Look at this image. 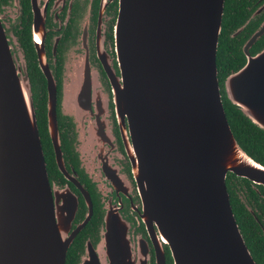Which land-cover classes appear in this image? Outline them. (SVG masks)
Listing matches in <instances>:
<instances>
[{"label":"water","instance_id":"95a60500","mask_svg":"<svg viewBox=\"0 0 264 264\" xmlns=\"http://www.w3.org/2000/svg\"><path fill=\"white\" fill-rule=\"evenodd\" d=\"M224 1L118 0L119 74L113 58L100 54L111 90L101 83L86 46L67 48L59 112L73 127L72 146L100 197L103 216L97 241L84 243L76 264H124V250L126 263L150 264L145 234L134 232L125 215L128 201L135 208L134 199L155 264H166L164 244L172 264H257L225 182L232 172L264 186V165L239 145L222 102L216 54ZM32 4L33 40L47 77V126L61 166L56 87L42 48L44 16ZM34 31H40L39 39ZM8 34L0 20V264H66L90 212L69 233L77 198L53 197L26 61L14 52ZM223 88L264 130V49L228 74ZM112 108L126 156L115 144ZM226 153L231 164L223 168ZM121 158L129 161L132 180Z\"/></svg>","mask_w":264,"mask_h":264},{"label":"flooded vegetation","instance_id":"af4514ba","mask_svg":"<svg viewBox=\"0 0 264 264\" xmlns=\"http://www.w3.org/2000/svg\"><path fill=\"white\" fill-rule=\"evenodd\" d=\"M33 1L36 3V6H39V8H41L43 11L44 42L42 48L44 52V64L48 66L53 80L55 81L56 87L57 127L60 140V152L62 155L61 166H63V169L56 160L55 147L50 137L47 126V133L52 144L54 163L57 171H59V175H61H58V177L56 178H49L50 184L54 189L53 197L77 198V208L73 220L71 221L69 233L77 229V227L80 226L82 222H84L90 212L89 220L83 227H81V229L77 231L73 240L92 220L95 212L98 213V215H96L98 222L96 223L93 233H90L85 237L82 242L81 250L77 252V256L74 262V264H76L81 254L83 253L84 243L87 240L93 244L97 241L102 227L103 216L100 201L98 199L100 197L97 194L96 188L90 178L86 175L84 170L80 169L78 158L79 154L72 146V144L74 143V138L76 136L73 132V127L70 123L69 118L60 116L59 112L63 78L62 71L64 68V54L66 53V50L70 44H82L84 48L86 46L87 50L89 51V58L91 63L98 69L101 83L105 85L106 89L111 90V84L109 78L107 77V73L105 72L101 63L100 54H102V52H105L113 58L116 74H119L114 49V26L118 13V0H0V20L4 26L5 32H7V34L9 33L11 35L10 38L13 39V50L16 49L17 53L19 51L24 54L26 66V53L23 46L21 45L19 38L25 33L24 31H26L27 29L29 31L30 41L35 52L36 63L43 76V79L41 81L42 84L41 82H39V86L41 88V85H44L45 88V114L47 125V77L41 69L39 54L33 40ZM228 14L229 30L227 31V38L233 41V43L237 46V50L242 53L245 59L244 63L240 67L232 71L235 72L246 63L247 58L255 56L262 49H264V0H231L230 7L228 8ZM4 21H6L8 25H6ZM34 36L36 39H39L40 31H34ZM27 74L29 77L28 66ZM30 85L32 90L31 80ZM37 89L38 86L35 88V90ZM110 105L111 107H113L112 101L110 102ZM111 110V117H113L114 120L113 132L115 134V144L118 145L121 154L123 156H126L115 119V111L113 110V108ZM59 121L63 122L62 124H64L65 122H67L68 124L69 130L67 143L71 153L70 157H66L65 151L63 149L61 133L64 132L65 129L60 127ZM120 161V166L123 168V171H126L128 177L130 178V180H132L129 161L127 163L122 158ZM63 170H65V172H63ZM68 176L73 178V180H71ZM83 177L86 180H83ZM79 185L84 190V192H86V195L83 194ZM231 185V188L233 190V198H239L248 210L250 205L247 204V200L245 198H257L259 204L264 203L263 185L256 184L249 179H232ZM90 187L94 193V196L91 194L92 191L90 190ZM123 198H125L124 195ZM136 198H138V196ZM134 202L136 203L135 208L133 207V205H131L130 201L126 203V206L124 208L125 215L134 223V232L140 230L145 234V237L150 245V264H155L154 249L151 246L150 239L146 233L145 225L141 220L139 214L141 211V206L136 199H134ZM165 246L167 245L164 244L166 259L165 262L167 264Z\"/></svg>","mask_w":264,"mask_h":264},{"label":"trees","instance_id":"16d2710c","mask_svg":"<svg viewBox=\"0 0 264 264\" xmlns=\"http://www.w3.org/2000/svg\"><path fill=\"white\" fill-rule=\"evenodd\" d=\"M230 1L231 0H225V8L222 17V30L219 36L216 54V66L218 71L217 77L222 94V102L226 111L228 123L237 142L252 158L264 165V130L253 124L228 100L223 88L225 77L240 67L245 61L242 53L237 50V46L232 40L227 38V31L229 30L228 8L230 7ZM24 32L25 33L19 38V40L26 53L28 73L32 84L33 101L35 105L34 107L36 108L37 124L41 138L42 149L44 152L48 176L50 179L56 178L59 175V171H57L54 163L52 144L47 133L45 88L44 85H41V88L39 86V82L42 81L43 76L36 63L35 52L30 41L28 29ZM37 86L38 89L35 90ZM62 123L63 122H60V127L65 129L64 132L61 133L63 149L65 151L66 157H70L71 153L67 143L69 130L68 124L67 122L64 124ZM232 179H247L244 177H238L232 172H228L225 182L227 191L229 193L232 211L245 243L256 263L264 264V203L259 204L257 198H245L247 200V204L253 207L254 214H252L239 198H233V190L231 188ZM83 180L86 179L83 177ZM91 194L94 196L93 191ZM96 215H98L97 212H95L92 220L73 240L67 251L66 264H74L77 252L82 248L83 240L87 235L93 233L96 223L98 222ZM165 249L167 264H171V256L167 246H165Z\"/></svg>","mask_w":264,"mask_h":264},{"label":"bare ground","instance_id":"6f19581e","mask_svg":"<svg viewBox=\"0 0 264 264\" xmlns=\"http://www.w3.org/2000/svg\"><path fill=\"white\" fill-rule=\"evenodd\" d=\"M128 149H129V152H130V155L133 157V153H132V149L130 146H128ZM237 158H241L240 156H236ZM224 158V159H223ZM223 160H222V167L224 168V166H227L229 164H231L230 160H231V154H223ZM238 161H241V159H238ZM127 253H128V250H124V264H129V263H126V259H127Z\"/></svg>","mask_w":264,"mask_h":264},{"label":"rangeland","instance_id":"374dc122","mask_svg":"<svg viewBox=\"0 0 264 264\" xmlns=\"http://www.w3.org/2000/svg\"><path fill=\"white\" fill-rule=\"evenodd\" d=\"M4 22H5V24H6V25H8V23H7L6 21H4ZM9 25H10V24H9ZM14 51H15V52H17V50H16V49H14Z\"/></svg>","mask_w":264,"mask_h":264}]
</instances>
